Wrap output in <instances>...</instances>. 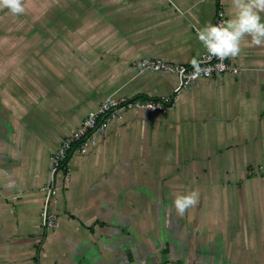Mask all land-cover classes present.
Segmentation results:
<instances>
[{
  "label": "crops",
  "instance_id": "obj_1",
  "mask_svg": "<svg viewBox=\"0 0 264 264\" xmlns=\"http://www.w3.org/2000/svg\"><path fill=\"white\" fill-rule=\"evenodd\" d=\"M231 0H24L0 9V264H264V45L167 114L129 111L53 177L51 157L106 98L170 97L196 29ZM264 23V12L260 13ZM56 193L49 199L47 191ZM198 203L177 214L176 194ZM49 201V202H48ZM48 202V203H47ZM57 216L44 235L42 213Z\"/></svg>",
  "mask_w": 264,
  "mask_h": 264
},
{
  "label": "built area",
  "instance_id": "obj_2",
  "mask_svg": "<svg viewBox=\"0 0 264 264\" xmlns=\"http://www.w3.org/2000/svg\"><path fill=\"white\" fill-rule=\"evenodd\" d=\"M228 16L223 6H219L214 17L213 24L227 20ZM199 62L198 73L193 65L185 66L159 59H143L134 62V70L144 73H165L173 75L178 79V86L174 94L170 97L160 99L148 98H116L110 96L94 111H91L82 121L80 127L71 136L66 138L59 149L51 157L53 177L58 173H64L65 182L68 183L71 177L69 162L72 156H86L98 146V135H104L110 124L115 120H122L129 111H148L151 113L167 114L176 105L180 94L189 89L193 84L201 79L219 78L226 74L239 75L242 70L235 66L228 59L222 62L215 57H209L207 52L197 60ZM195 76V78H194ZM264 166H259L258 170H263ZM49 199L56 193L54 187L47 191ZM49 202V201H48ZM47 202V203H48ZM42 224L44 235L54 230L57 226V216L49 212L48 204L42 213Z\"/></svg>",
  "mask_w": 264,
  "mask_h": 264
},
{
  "label": "clouds",
  "instance_id": "obj_3",
  "mask_svg": "<svg viewBox=\"0 0 264 264\" xmlns=\"http://www.w3.org/2000/svg\"><path fill=\"white\" fill-rule=\"evenodd\" d=\"M7 8L12 15L25 12L24 0H0V9ZM264 12V0H231L230 18L220 23L206 22L202 28L196 29L198 41L209 57L219 61L235 58L241 52L242 43L248 44L246 36L251 37L249 46L264 45V23L260 13ZM192 65L198 73L199 62L194 58ZM195 78V76H194ZM199 193L195 190L186 194H176L173 200L178 215L184 213L198 203Z\"/></svg>",
  "mask_w": 264,
  "mask_h": 264
}]
</instances>
